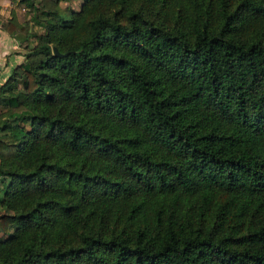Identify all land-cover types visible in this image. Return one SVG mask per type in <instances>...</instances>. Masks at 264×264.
I'll return each mask as SVG.
<instances>
[{
  "label": "trees",
  "instance_id": "16d2710c",
  "mask_svg": "<svg viewBox=\"0 0 264 264\" xmlns=\"http://www.w3.org/2000/svg\"><path fill=\"white\" fill-rule=\"evenodd\" d=\"M19 1L0 264H264V0Z\"/></svg>",
  "mask_w": 264,
  "mask_h": 264
},
{
  "label": "rangeland",
  "instance_id": "374dc122",
  "mask_svg": "<svg viewBox=\"0 0 264 264\" xmlns=\"http://www.w3.org/2000/svg\"><path fill=\"white\" fill-rule=\"evenodd\" d=\"M83 0H67L60 2V6L64 9L78 10ZM35 4L39 9H52V0H35ZM33 12L29 9L25 3L19 0H6L0 6V28L9 37L8 42L4 43L6 51L0 52V84H2L10 75L11 70L16 68L24 60V55L28 49L33 46L32 38L28 41H24L23 36L28 32L42 33L43 27L35 23L32 20ZM10 20L16 24V32L8 34L4 30V23H8ZM21 29V30H20ZM29 43V45H27ZM1 109V108H0ZM3 112V110H2ZM19 110L15 109L6 114V117L11 118L19 114ZM25 128L28 129L26 122H20ZM3 184L0 182V196L2 195ZM0 213H4V209L0 210ZM13 227L10 228V232ZM6 234L0 233V237H6Z\"/></svg>",
  "mask_w": 264,
  "mask_h": 264
},
{
  "label": "crops",
  "instance_id": "0c3cea01",
  "mask_svg": "<svg viewBox=\"0 0 264 264\" xmlns=\"http://www.w3.org/2000/svg\"><path fill=\"white\" fill-rule=\"evenodd\" d=\"M6 0H0V6L5 2ZM9 37L7 34L1 30L0 28V52L3 53L6 51V47L4 43L8 42ZM10 41V40H9Z\"/></svg>",
  "mask_w": 264,
  "mask_h": 264
},
{
  "label": "water",
  "instance_id": "95a60500",
  "mask_svg": "<svg viewBox=\"0 0 264 264\" xmlns=\"http://www.w3.org/2000/svg\"><path fill=\"white\" fill-rule=\"evenodd\" d=\"M53 51H54V53L56 54V55H60V53L57 51V49L54 47L53 48Z\"/></svg>",
  "mask_w": 264,
  "mask_h": 264
}]
</instances>
